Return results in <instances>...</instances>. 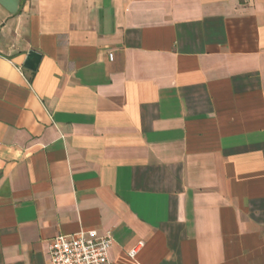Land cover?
Masks as SVG:
<instances>
[{"label":"crops","instance_id":"1","mask_svg":"<svg viewBox=\"0 0 264 264\" xmlns=\"http://www.w3.org/2000/svg\"><path fill=\"white\" fill-rule=\"evenodd\" d=\"M81 231L264 264V0H0V264Z\"/></svg>","mask_w":264,"mask_h":264},{"label":"built area","instance_id":"2","mask_svg":"<svg viewBox=\"0 0 264 264\" xmlns=\"http://www.w3.org/2000/svg\"><path fill=\"white\" fill-rule=\"evenodd\" d=\"M113 244L110 231L101 236L95 231L60 235L49 245L48 264H110L109 252ZM135 255V251H131L130 257Z\"/></svg>","mask_w":264,"mask_h":264},{"label":"water","instance_id":"3","mask_svg":"<svg viewBox=\"0 0 264 264\" xmlns=\"http://www.w3.org/2000/svg\"><path fill=\"white\" fill-rule=\"evenodd\" d=\"M41 59H42V56L40 54L30 52L28 58L25 61L24 67L32 71H37L38 65L40 64Z\"/></svg>","mask_w":264,"mask_h":264}]
</instances>
